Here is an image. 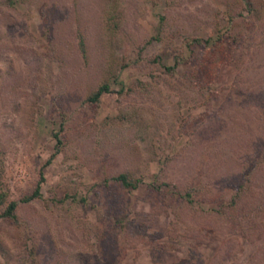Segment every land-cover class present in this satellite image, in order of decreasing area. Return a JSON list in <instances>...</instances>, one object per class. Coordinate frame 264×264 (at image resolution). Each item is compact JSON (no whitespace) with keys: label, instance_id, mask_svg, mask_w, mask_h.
I'll use <instances>...</instances> for the list:
<instances>
[{"label":"rangeland","instance_id":"rangeland-1","mask_svg":"<svg viewBox=\"0 0 264 264\" xmlns=\"http://www.w3.org/2000/svg\"><path fill=\"white\" fill-rule=\"evenodd\" d=\"M107 1L0 0V264H264V0Z\"/></svg>","mask_w":264,"mask_h":264},{"label":"trees","instance_id":"trees-1","mask_svg":"<svg viewBox=\"0 0 264 264\" xmlns=\"http://www.w3.org/2000/svg\"><path fill=\"white\" fill-rule=\"evenodd\" d=\"M8 2V4H16L19 2V0H6ZM247 6L249 5V0H245ZM116 0H108L105 6V12L108 14L107 15V23L109 24V29H113L116 26V22H117V6H116ZM195 42H199V38H194ZM214 42V39L211 38H204L202 40V42ZM77 45L79 48V51L81 52V54L84 56L85 55V45H84V38L82 36L81 33H77ZM165 68L167 70H170L172 68V66H168L166 65ZM109 90V85L106 81L101 82L99 84H97L86 96L85 99L89 100V101H98L100 98V95L103 92H106ZM52 136L55 139V143H59L60 139L58 137V131L57 130H52L51 131ZM50 161V157H47L45 159V161L43 162L44 164H47ZM42 167L39 168L38 170V179L33 187V189L29 192V193H25L21 196H19L17 199H9V200H5V194L3 193V191H0V216L3 217H8L10 219H16V214H15V208L17 206L18 202H26L30 199H33L35 197H39L40 196V182L43 180V174H42ZM109 179L117 181L118 183H120L123 187L126 188H135L138 186L139 182H140V178L139 177H133L131 175H129L127 172H118L117 174H114L112 176L109 177ZM150 184V183H148ZM151 185V184H150ZM242 183H238L235 185L234 188V193L230 195L229 199H228V204L230 205H223V200L222 199H218V207L213 208V207H208L207 211L208 212H212V213H221L223 210V207H230V208H236L237 205H232L236 203V198H238L240 196V190L242 189ZM183 199L188 202L191 203L192 199L190 197V193L188 190H186L183 194ZM241 217L243 218V220L247 217H249V215L241 214ZM241 217L240 216H235L232 219H234V225L235 228L239 231V233L242 234V229L245 227H248V223H245L244 225L241 223ZM122 224V223H120ZM254 231V230H253ZM253 233V232H252ZM257 233H261L260 230L255 229V234ZM258 239V238H257ZM259 247H256L255 249H253L249 256L247 257V264H258L259 263V259L257 257V251H258ZM221 258V257H220ZM230 260L226 263V264H234V259L232 257V255L230 256ZM221 259H219L220 261ZM209 264H214L213 262H210ZM215 264H219L215 263Z\"/></svg>","mask_w":264,"mask_h":264}]
</instances>
